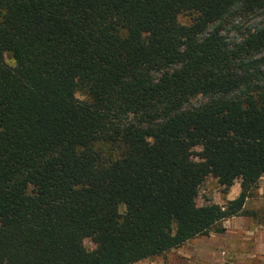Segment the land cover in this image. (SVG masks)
Listing matches in <instances>:
<instances>
[{"label": "trees", "instance_id": "1", "mask_svg": "<svg viewBox=\"0 0 264 264\" xmlns=\"http://www.w3.org/2000/svg\"><path fill=\"white\" fill-rule=\"evenodd\" d=\"M263 173L264 0H0V264L150 259Z\"/></svg>", "mask_w": 264, "mask_h": 264}, {"label": "crops", "instance_id": "2", "mask_svg": "<svg viewBox=\"0 0 264 264\" xmlns=\"http://www.w3.org/2000/svg\"><path fill=\"white\" fill-rule=\"evenodd\" d=\"M239 192L238 180L216 194L212 203L222 206ZM241 211L238 216L214 225L213 229L219 228L221 232L212 229L204 239H196L202 237L197 236L186 241L184 244L190 242L192 251L181 253L178 248L172 249L174 252L168 254L165 264H264V173L245 198ZM202 240L205 243H200Z\"/></svg>", "mask_w": 264, "mask_h": 264}, {"label": "rangeland", "instance_id": "3", "mask_svg": "<svg viewBox=\"0 0 264 264\" xmlns=\"http://www.w3.org/2000/svg\"><path fill=\"white\" fill-rule=\"evenodd\" d=\"M191 15H187L186 13H182L177 17V21L180 25H188L191 21ZM252 21H247V22H242L240 25H242V28H246L248 27V25L251 23ZM228 39L231 41L235 38H237V34L235 32H229L227 34ZM3 60L6 64L8 65H12L11 60L9 59V57L7 55H4ZM76 98L78 99H85L83 93L77 92L76 93ZM196 99H193L192 102L196 101ZM199 152V148L197 147H192L189 149V155H190V160L193 162L197 161V153ZM219 192H224L223 188L217 184L216 180L213 179L211 176H207L204 178L203 182L200 184L199 188H198V193L197 196L195 198V203L198 206L201 205H205L208 203H212V199L213 197L218 194ZM196 239H204V237H197ZM204 241L202 240L203 243ZM190 243V242H189ZM188 243V245H183L182 247H178V250L181 253H188L190 251H192V246ZM193 243H197V242H193ZM205 243V242H204ZM83 249L86 251H89L93 248V245L88 241V240H84L83 241ZM176 251V249L174 250ZM174 251H167L165 253H162L161 255H157L155 257H152L150 259H146V260H142L140 262H137L135 264H165L167 263V256L168 254L174 252ZM188 259V258H187Z\"/></svg>", "mask_w": 264, "mask_h": 264}]
</instances>
